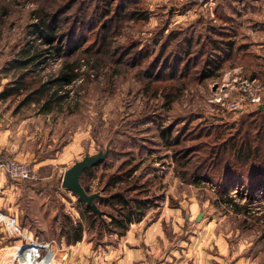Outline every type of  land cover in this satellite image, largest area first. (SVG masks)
<instances>
[{
	"label": "rangeland",
	"instance_id": "1",
	"mask_svg": "<svg viewBox=\"0 0 264 264\" xmlns=\"http://www.w3.org/2000/svg\"><path fill=\"white\" fill-rule=\"evenodd\" d=\"M206 1L0 0V92L26 70L24 80L32 88L71 62L78 73L72 84L54 85L58 96L68 93L52 112L41 113L36 102L21 104L24 90L0 100V161L26 162L39 175L32 182L14 180L0 169V219L5 220L0 222V264H19L15 247L25 244L10 227L11 217L17 228L48 244L43 260L53 259V264H264V177L247 176L250 162L264 170V118H256L254 126L247 118L255 99L264 101V50H256L260 56H251L248 68L246 52H238L220 73L182 86L170 106L160 91L172 92L174 85L166 74L159 82L151 78V65L176 47L183 36L176 35L178 30L202 18ZM257 4L255 20H248L249 13L232 25L244 36L257 27L254 40L264 41V0ZM210 7L212 24L228 23L216 4ZM46 16L64 36L61 45L50 47L35 33ZM205 22L196 30H204ZM53 46L62 51L54 52ZM27 50L44 53L45 62L21 67L17 62ZM195 67L192 76H198ZM245 80L262 85L257 97L241 92ZM6 120L8 132L3 130ZM210 124L220 127L203 136ZM163 131H168L165 137ZM72 134L78 145L72 164L108 147L107 158L83 174L84 188L102 196L120 191L143 214L122 235L102 221L91 224L87 205L61 186V166L53 157ZM223 140L227 144L218 145ZM246 142L257 147L249 160L241 151ZM7 144L14 145L9 153ZM215 152L234 174L220 178L217 169L198 176L202 162ZM133 167L128 177L104 191L112 176ZM103 199L95 202L107 223L110 216L118 217L117 207ZM77 222L82 235L74 241L66 231Z\"/></svg>",
	"mask_w": 264,
	"mask_h": 264
},
{
	"label": "trees",
	"instance_id": "2",
	"mask_svg": "<svg viewBox=\"0 0 264 264\" xmlns=\"http://www.w3.org/2000/svg\"><path fill=\"white\" fill-rule=\"evenodd\" d=\"M123 1V0H122ZM236 1V4L234 5V10H236L238 13L242 14V11H244L248 7V0H228V1H219L216 5L220 8V10H217L220 13L221 18L224 22H228L226 24H212L211 20H204V19H197L198 23L195 21L193 24H190L186 28L182 30H178L176 32V35H183L181 36L180 40H177L175 44V48H171L168 52L167 57L164 59H159L156 64L151 65V67L155 68V74L151 78H154L155 81L159 82L162 80L163 77H166L168 79V83L176 86L175 84H181V86H172V92H165L163 89L160 91V94L166 99V105H171L173 101H175L180 93L181 90H183L182 86L187 84L188 82H191L192 80H204L209 77H211L214 73H220L222 69L226 67V64L233 57H236L239 55L238 52L245 51V58L246 61V67L248 68L250 65V57L253 56V58H256L255 56L259 57L258 55H255L253 53L247 52L245 48L246 42L241 43L236 40V35H239L241 38L245 37L244 33L242 34L241 31H238L235 26L232 25L233 19H230L227 16V9L229 6L232 5ZM241 4V9L240 5ZM245 5V8H244ZM122 8V7H121ZM120 10V9H119ZM116 15L119 14V12H114ZM46 19L39 20L40 22L35 25L36 31L35 33L38 34V37L41 38L40 40L42 43L52 46L54 44L61 45V43L64 40V36H61L60 34L56 33V26L54 19L49 18L48 16L45 17ZM207 21V22H205ZM200 22H205L206 24L204 26V30H196L198 29V26ZM197 23V24H196ZM107 25L104 26L106 28ZM164 31V30H163ZM193 32H198V34H195ZM175 35V33H174ZM69 37V36H68ZM167 37L171 38L174 36H171V34H167ZM70 38V37H69ZM102 44H105L106 42V36L101 39ZM240 43V44H239ZM80 45V44H79ZM164 45V43H163ZM78 46V44H77ZM53 51L56 53H59L62 51V46H53ZM164 47V46H163ZM71 51V50H70ZM26 55L24 59L19 60L20 62H17L18 65L21 67H26L28 64H33L35 66H40L45 62V60L42 59L44 53H40L34 51L31 52L30 50L25 51ZM180 62L179 64H176L177 61ZM198 66L199 70H197ZM195 67V70L198 71V76H192L190 74V69ZM77 64L75 62H71L70 64L66 65V69H61L59 73L51 80L47 81H41L37 86L34 88L31 83H26L24 80V75L28 74L29 70H26L25 72L20 73L15 79L7 82L3 89L0 92V100H5L9 98L10 96H15L20 91H25L26 94L21 100V104L23 103H29V102H36L39 104V111L41 113H49L52 112L54 109V106L62 107L61 101L66 97L68 90L63 95H57L56 89L53 88L54 85L65 87L66 85L72 84L74 81L78 78V73L76 71ZM181 69V70H180ZM153 80V79H152ZM149 85V84H147ZM159 95V93H158ZM59 103V104H55ZM247 118L249 119V125L254 126V123L256 121V118H264V112H256L252 111L251 113L247 114ZM172 125V124H170ZM264 125V123L260 124V127ZM220 127L212 126L211 124L203 131V136L210 135L212 133V129H217ZM165 130V129H164ZM169 131V129H167ZM168 131H163L161 137H165L167 135ZM247 133V132H246ZM259 133V132H257ZM200 135V133H199ZM246 135V134H245ZM202 136V135H200ZM203 146H206L208 144L207 141L203 140ZM221 144H227L226 140H223L222 142H219ZM245 146V147H244ZM242 147V150H246L245 158L249 160V155L252 153H257V147L252 148V146L249 145V143L246 142ZM196 148V147H195ZM214 148V147H213ZM245 148V149H244ZM195 149H191V151H194ZM240 151V152H241ZM244 154V153H243ZM209 158L208 161H203L204 164L202 167V172L198 173V176L201 175H207L209 172L213 170H217L220 172V178L227 177L230 174H234L235 171L232 170L231 165L227 162H223L221 159V155L219 152L210 153L207 155ZM99 165V164H98ZM97 166V165H96ZM94 166V167H96ZM92 167V168H94ZM264 167V165H262ZM92 168L87 169L83 172L85 175H89ZM199 168V165H198ZM198 168H195L198 170ZM243 168V167H242ZM135 167L131 168V170H127L126 173L118 174L116 176H112L111 182L109 180L107 181V184L104 186V191L107 187L115 185L116 182H121L124 177H128L132 171H135ZM82 174V176H83ZM240 174V173H239ZM248 174V175H247ZM247 176H257L258 178L264 177V170L261 168V166L257 165L255 162H250L249 168L247 169ZM247 177V178H248ZM82 179V177H81ZM85 189L89 192V187H85ZM122 191H125L124 189ZM103 203L109 202L112 203L117 207V215L110 216V221L105 223L104 220H102V216L104 215V212L101 210V214L98 215L89 206H85V210L90 214L91 224L94 223L95 220L102 221L103 227H111L109 231L117 232L118 235H122L128 225L133 221H138L140 217L143 215L142 212L137 211L136 213V207L132 206L131 203L134 202L131 199L126 198L122 192L117 191L115 193L109 194L108 196H104ZM140 204V202L137 203V206ZM68 224V222H66ZM82 233V225L80 222H77L75 225L70 224L67 227L66 234L68 236V239L71 238L72 240L76 241L79 238H81ZM70 235H72L70 237Z\"/></svg>",
	"mask_w": 264,
	"mask_h": 264
},
{
	"label": "built area",
	"instance_id": "3",
	"mask_svg": "<svg viewBox=\"0 0 264 264\" xmlns=\"http://www.w3.org/2000/svg\"><path fill=\"white\" fill-rule=\"evenodd\" d=\"M199 2H203L204 0H198ZM263 89L262 85L260 84H255V80H245L241 83L240 90L242 93H246L245 95L251 94V92H254L255 96L257 97V92H261ZM216 99H221L219 96L215 95L214 96ZM248 99L253 102L252 97H248ZM259 98L255 99L254 103L255 105L261 103ZM256 107V106H255ZM0 169L2 171H5L11 179H18V180H27V181H35L38 179L39 175L34 170L29 164L26 162H20V161H15V160H5V161H0ZM2 192L0 188V193ZM2 215V214H1ZM3 216V215H2ZM7 217V216H6ZM9 218V217H8ZM12 218V219H11ZM10 219L12 220V229L14 232L18 233V236L25 241V244H23L24 247V252H23V257L26 259L32 258L34 260H37L39 264H51V261H44V255L42 252L44 251L45 248H48V244H45L44 242L38 241L33 239V237L30 234H27L23 230H20L19 228L16 227V224L14 222L13 217ZM0 222H5V220H1ZM42 256V257H41ZM20 255L17 256L18 260L24 259ZM40 257V258H39ZM54 258V256H53ZM19 264H23L22 262H19Z\"/></svg>",
	"mask_w": 264,
	"mask_h": 264
},
{
	"label": "crops",
	"instance_id": "4",
	"mask_svg": "<svg viewBox=\"0 0 264 264\" xmlns=\"http://www.w3.org/2000/svg\"><path fill=\"white\" fill-rule=\"evenodd\" d=\"M219 1H228V0H208V1H206L204 3V5H202V6H204L202 19H204V20H208V19L212 20V18H211L212 14L209 15L208 11H209V9H210V11L212 10L211 7H210L211 5L217 4ZM259 2H260V0H248V7L245 9L246 12L242 11V14H240L236 10H234L235 9L234 5L236 4V1H235L234 3H232L231 6L228 7L229 11L227 10L228 11L227 12L228 13L227 16L230 19L234 18L232 24H234V23L240 24L239 23L240 19H241L240 17L243 16V15L249 14V13L251 14V16H249L248 20H250V21L251 20H255L254 17L256 15L255 14L256 10L258 8H260V4H257ZM230 10H233L235 12V15H233V13H231ZM237 30L240 31L239 27L237 28ZM256 31H257V27H253L252 29H249L247 31V34H246V47H247V52H250V53H253L255 55L260 56V54L258 52H256V50L260 51V48H261V51H262V49L264 50V41H256V40H254ZM235 38H236L237 41H240V36L239 35H236ZM6 114H7V112H6ZM1 120H3V118ZM9 127H10V125L8 123V120H6L5 124L3 125V130L5 132H8V128ZM74 141H75L74 135L73 134L69 135L68 140L65 141V143L62 145V147H60V149L58 150L56 155L53 157V161L56 164L61 166L62 174L64 173V171L67 168H69L72 165V160L74 159V156H76L78 154V148H77L78 145ZM13 147H14V145L9 147V145L7 144L6 150L8 151V153H9V151H11L13 149ZM79 147H81V145H79ZM40 163H41V160H40ZM126 259L130 260V259H132V257L131 256L129 258L126 257ZM122 261L124 262V259H122Z\"/></svg>",
	"mask_w": 264,
	"mask_h": 264
},
{
	"label": "water",
	"instance_id": "5",
	"mask_svg": "<svg viewBox=\"0 0 264 264\" xmlns=\"http://www.w3.org/2000/svg\"><path fill=\"white\" fill-rule=\"evenodd\" d=\"M254 111L264 112V101L257 104ZM107 155L108 147L105 150L100 149L94 154L86 153L80 160H76L64 171L61 179V186L64 189L72 192L78 200L84 202L98 215L101 214V211L95 201L103 199L104 196L100 192H88L81 183V177L85 170L103 162L107 158Z\"/></svg>",
	"mask_w": 264,
	"mask_h": 264
},
{
	"label": "bare ground",
	"instance_id": "6",
	"mask_svg": "<svg viewBox=\"0 0 264 264\" xmlns=\"http://www.w3.org/2000/svg\"><path fill=\"white\" fill-rule=\"evenodd\" d=\"M24 247L25 246H23V247H21V246L15 247V251L17 253V256L20 255V257L21 256L23 257ZM23 258L24 259L19 260V262H22L23 264H37V263L34 262V260L32 258H28V259H26L25 257H23ZM52 261H53V259H52ZM52 261H51V264H53Z\"/></svg>",
	"mask_w": 264,
	"mask_h": 264
}]
</instances>
